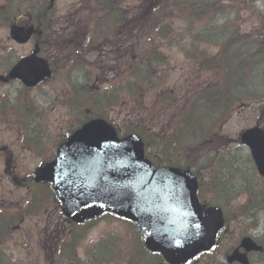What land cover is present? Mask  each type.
Listing matches in <instances>:
<instances>
[{"label": "rangeland", "instance_id": "rangeland-1", "mask_svg": "<svg viewBox=\"0 0 264 264\" xmlns=\"http://www.w3.org/2000/svg\"><path fill=\"white\" fill-rule=\"evenodd\" d=\"M38 1L48 5L51 0H34L35 5ZM83 1L57 0L55 2V23L62 25L60 30L65 31L62 33L71 30L69 12ZM242 2L236 4L240 9H243L240 5ZM136 4L132 1V3H125L123 6H135ZM233 5L226 3L227 7H233ZM152 11L153 9L149 8L146 14L142 15V23L134 24V27H137L136 34L139 32L144 33L147 30L153 32V15L150 13ZM137 14L139 12L133 13V16L135 17ZM240 18V24L243 28H250L252 23L251 13L242 10ZM75 35L78 36L77 44L86 39V32L83 30L75 31ZM0 44L2 49L11 50L13 58H21L28 55L32 50V47L28 45L16 44L11 38L10 31L5 29L0 31ZM217 51V48L210 47V56L217 53ZM70 56L68 55V57ZM122 56L123 51L118 53H94L85 64L87 75L91 77L89 83L97 78V80H109V83L113 84L114 82L111 80L115 74L124 71L123 67L116 68V59ZM168 57L170 63L167 67V86L173 88L175 101H184L197 95L192 93L195 78H197L196 82L203 86L213 79L211 73L204 70L198 71L195 63L186 59L183 53L171 52L168 53ZM52 63L55 71L52 79L34 89L28 99L35 108L34 120L35 122L39 121L42 127H40L41 131L38 135L40 148L34 146L32 155L16 154L19 157L17 171L21 176L31 174L44 162L45 155L41 156L43 148H46V157H51L54 147L58 145L63 137H67L71 133L75 128L71 126L77 124L78 121L65 105L73 97L72 92H74L70 88L68 80V64L63 57L59 58L58 56L52 60ZM261 80L263 81V79ZM107 85H102V87L104 88ZM16 87H18L17 84ZM17 90H13L12 94L16 93ZM8 91L9 89L5 87L0 94L4 95ZM155 101L158 100L153 97L152 93L147 95L145 99L147 111L142 113V117L146 118L152 127H157L159 131L161 128L169 127L170 122L159 121L157 112L153 111ZM105 105L109 109H113L109 110L108 114L114 127L121 129L123 132L128 126L134 125V117L128 113L131 106H114L112 102ZM192 106L202 107V104L196 102ZM171 112L173 113V110ZM220 114L215 113L216 116ZM259 122H262L261 128L264 129V104L258 107L243 105L232 111L230 118L224 123H219L223 127H218L213 133H211L212 127H210L206 140L198 142L202 149L210 150V152L201 154L203 159L194 168V173H198V177L202 180L200 200L207 206H218L223 210L226 219V231L221 237L216 250L208 256L201 257L195 264H227L225 258L231 252L230 249L239 245L241 239L246 236L253 237L261 242L264 247V212L257 211L264 209V179L258 177L251 180V166L245 163L249 150L239 142L241 133L246 129L257 126ZM212 134L219 135V138L230 139L231 144L223 147L224 141H217V138ZM14 135V131H3L0 134L2 144L10 145L15 139ZM12 150L15 153L19 152L16 147H13ZM173 161L186 166L182 158L175 160V157H173ZM235 175L236 177H234ZM217 177L225 178L221 182L222 186L218 188L221 190L220 192H225L222 189L223 187L228 191L233 185L232 187L236 188L237 193L231 196H217L214 192L217 189L215 183ZM42 188L41 186L35 190L42 191ZM252 188L254 189L255 199L246 206L249 196L244 190L250 191L249 189ZM0 193L4 194L5 200L3 203H7L4 208L11 207L9 210L0 207V223L8 225L12 230L0 252L3 257L13 258V262L7 264H67L68 261L64 262L60 256L62 249L64 252L63 257L72 258L76 264H102V260L95 262L92 257H87L89 247L95 248L97 251H103L112 258V252L118 256V252L122 251V260L114 264H128L136 255L133 250L136 231L129 223L105 216L84 226H73L61 215L60 206L54 199L51 198L47 204H42L37 194L29 196L28 191L18 188L8 181L4 175L3 162L0 165ZM237 194L238 196L233 198ZM32 201L34 203L31 206L28 203H32ZM241 207H244L243 212L248 213L243 218L240 217L242 212H239ZM249 208H254L255 212H248ZM27 211H30V215L17 223L19 214ZM81 238L80 246L76 245L75 240ZM251 262L252 264H264V254L252 256ZM144 263L158 264L153 257L146 258ZM104 264L109 263L105 261Z\"/></svg>", "mask_w": 264, "mask_h": 264}, {"label": "trees", "instance_id": "trees-1", "mask_svg": "<svg viewBox=\"0 0 264 264\" xmlns=\"http://www.w3.org/2000/svg\"><path fill=\"white\" fill-rule=\"evenodd\" d=\"M125 1L86 0L70 11V27L75 31H87V41L81 47L70 48L74 44L70 33L64 35L62 32L65 31H59L62 25L54 22L51 10L34 13V23L55 38L57 51L73 53L66 59L72 63L68 77L86 75L85 63L90 52L123 51L125 58L128 57L123 65L124 71L113 84L98 81L92 90H87L76 80L69 81L77 86V93L89 97L79 100L77 112L80 119L109 118L108 111L113 109L105 104L110 102L114 106L129 105L128 113L134 117V125L128 126L126 132L142 137L148 155L156 165L173 166L175 157V160H185L188 167L196 168L203 159L201 154L210 152L198 144L200 140H206L210 127L211 133L216 131L215 127L224 123L240 105L264 103V9L257 7L259 0H246L253 7L252 17H256V22L262 26L260 30L251 29L249 32L242 31L240 20L235 16L240 11L225 5L230 1L236 4L239 0H143L148 3L145 12L147 7L155 10L157 16L153 18L152 29L156 31L153 34L147 30L137 39L133 34L134 24L141 19H132L133 9L128 6L126 10L122 6ZM169 6H173L174 16L170 20L165 15ZM122 32L127 34L123 42L118 40ZM61 34L64 40L59 38ZM126 45L129 46L127 50ZM205 46L218 48L219 52L208 59L210 55L203 49ZM174 50H179L186 59L195 63L198 71H202L204 66L216 76L214 82L205 83V86H197L195 78L192 93L197 95L184 101H175L173 88L167 86L168 53ZM121 59L118 58L116 64H120ZM106 83L107 86L101 87ZM151 93L158 100L153 111L157 112L159 121L170 122L169 127L159 131L142 117V113L147 111L145 99ZM196 102L202 107L192 106ZM215 113L221 114L216 116ZM212 135L217 141H224L223 147L231 144L230 139ZM247 162L251 165L254 179L256 175L251 158ZM175 165L179 167L178 163ZM223 179L218 177L217 182L220 184ZM250 192L247 205L255 199L254 190ZM53 199L56 200L54 195ZM243 210H239L241 217L248 214ZM252 211L254 208H249L248 212ZM0 264L7 263L0 258Z\"/></svg>", "mask_w": 264, "mask_h": 264}, {"label": "water", "instance_id": "water-1", "mask_svg": "<svg viewBox=\"0 0 264 264\" xmlns=\"http://www.w3.org/2000/svg\"><path fill=\"white\" fill-rule=\"evenodd\" d=\"M35 54L11 73L33 87L49 76L46 61ZM241 140L253 153L264 176V131H246ZM58 159L38 171L39 179L52 181L63 201L64 214L84 223L109 212L135 222L147 248L164 255L170 264H186L215 245L223 227L219 209L203 215L197 200V180L190 172L155 169L145 160L140 140L132 136L115 143L104 121L79 130L58 152ZM247 251L259 248L249 239ZM230 261L248 264L236 251Z\"/></svg>", "mask_w": 264, "mask_h": 264}, {"label": "flooded vegetation", "instance_id": "flooded-vegetation-1", "mask_svg": "<svg viewBox=\"0 0 264 264\" xmlns=\"http://www.w3.org/2000/svg\"><path fill=\"white\" fill-rule=\"evenodd\" d=\"M26 26H28V23H26ZM22 38L25 40V37L22 36ZM3 71L0 53V78H7L9 71L6 74L3 73ZM3 75H5V77ZM6 80L7 79H0V92L5 87L9 89L4 95L0 94V134L3 131H14L15 139L9 146L1 147L2 141L0 136V162L3 160L5 163H10L11 165L17 161V156H15L16 153L11 150V147L19 146L23 149V152H25L27 147L32 146L34 136L38 137L41 131L40 127L42 126L38 123L39 121L35 122L33 117V103L31 104L28 100L34 89H28L18 81ZM16 84L18 87H16ZM13 90H17V92L12 94ZM18 110H22V112L17 113ZM26 127H29V130L28 128L26 129ZM6 174L8 179L17 181L16 178L18 177L14 171H11V168ZM22 182H25L27 189H32V184L29 185L28 179H24ZM2 201L3 199L0 195V203H2Z\"/></svg>", "mask_w": 264, "mask_h": 264}]
</instances>
